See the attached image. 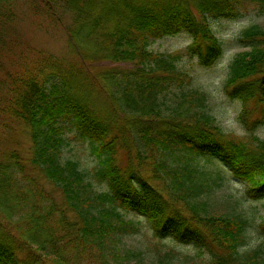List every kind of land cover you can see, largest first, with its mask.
<instances>
[{
	"label": "trees",
	"instance_id": "1",
	"mask_svg": "<svg viewBox=\"0 0 264 264\" xmlns=\"http://www.w3.org/2000/svg\"><path fill=\"white\" fill-rule=\"evenodd\" d=\"M245 2L264 16V0H0V113L24 125L33 145L0 155V264H125L141 254L122 253V240L138 228L121 211L149 221L160 240L208 254V264H264L262 248L241 253L247 219L215 215L201 200L203 174L195 165L216 157L251 200H262L264 139L225 135L195 90L187 98L197 110L180 102L166 118L162 97L183 54L148 50L186 32L193 38L188 54L210 67L223 47L209 24L240 17ZM58 9L80 23L71 38L82 59L65 68L27 48L20 34L31 16L58 25ZM240 36L245 51L230 64L225 90L241 101L240 120L253 132L264 125V29L255 25ZM90 53L137 68L111 73L107 82L87 67ZM89 87L110 92L116 104L99 108ZM153 115L160 121L147 119ZM68 130L91 145L100 161L96 177L109 192L94 191L76 162L62 163ZM170 257L158 263L173 264Z\"/></svg>",
	"mask_w": 264,
	"mask_h": 264
},
{
	"label": "rangeland",
	"instance_id": "2",
	"mask_svg": "<svg viewBox=\"0 0 264 264\" xmlns=\"http://www.w3.org/2000/svg\"><path fill=\"white\" fill-rule=\"evenodd\" d=\"M57 13L58 25L50 27L31 16L26 21L23 20L20 34L27 48L34 47L40 52L55 57L65 68L69 67L75 59L76 61L82 59L78 51H76L77 54L72 51L74 47L71 38L80 23L74 13L63 12L62 9H58ZM255 25L264 29V16L259 14L255 4L248 2L243 3L240 17L210 23L212 33L222 41L223 47L221 55L210 67L201 66L197 55L192 54L193 51L188 54L193 38L186 32L163 37L150 44L148 50L154 55L183 54L181 61L177 63L178 72L172 74V83L162 97L163 114L166 118L174 115L173 112L180 102H185L186 108L197 110L193 102L187 98V95L195 90L204 95V111L215 119L225 135L238 141H250L252 135L264 139V125H260L253 132L248 131L240 120L241 101L231 100L225 90L230 64L237 53L245 51V47L239 42L240 35L245 29ZM100 60L90 53L86 64L95 76L107 82L111 73L129 72L137 68V65L132 63ZM103 85L106 86L104 82ZM89 88L90 98H88L95 100L99 108L108 109L113 106V102L116 104L115 98L114 100L109 99L110 92L107 95L105 92L97 95V88ZM95 94L96 96H92ZM147 119L154 123L160 121L156 115ZM63 140L62 163L76 162L79 169L88 174L87 180L94 191L109 192L107 184L98 181L96 177L97 172L100 171V161L93 154L89 142L77 137L72 130H68L63 135ZM17 146L24 152H31L33 145L26 127L5 113H0V155L5 150L15 149ZM195 165L203 174L205 187V192L200 198L209 204L212 213L218 216L236 214L247 219L248 226L244 233L246 243L241 253L252 252L259 248L264 251V198L251 200L246 195V185L234 178L229 169L216 157H199ZM121 213L124 220L134 222L138 228L136 234L128 235L122 240V253L129 250L132 253L141 254L131 255L124 261L125 264H159V260H165V255L169 252L172 254L169 261L173 264H208V254L200 255L192 246H185L170 240H160L155 236L149 221L138 214L123 211Z\"/></svg>",
	"mask_w": 264,
	"mask_h": 264
}]
</instances>
